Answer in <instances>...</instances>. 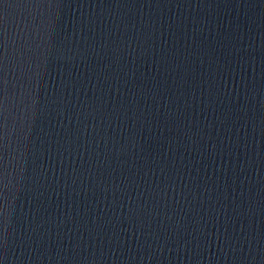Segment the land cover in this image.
Instances as JSON below:
<instances>
[{"label": "water", "instance_id": "obj_1", "mask_svg": "<svg viewBox=\"0 0 264 264\" xmlns=\"http://www.w3.org/2000/svg\"><path fill=\"white\" fill-rule=\"evenodd\" d=\"M0 264H264V0H0Z\"/></svg>", "mask_w": 264, "mask_h": 264}]
</instances>
